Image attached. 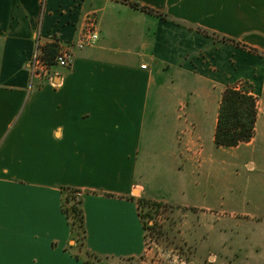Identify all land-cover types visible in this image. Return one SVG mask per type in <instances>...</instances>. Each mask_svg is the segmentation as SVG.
Here are the masks:
<instances>
[{"label": "crops", "instance_id": "crops-1", "mask_svg": "<svg viewBox=\"0 0 264 264\" xmlns=\"http://www.w3.org/2000/svg\"><path fill=\"white\" fill-rule=\"evenodd\" d=\"M92 29L99 41L74 49L70 70L32 80L37 43ZM239 82L258 97L256 135L217 147L223 93ZM65 189L81 194L82 244ZM143 198L214 211L215 260L264 264V0H0V260L137 259Z\"/></svg>", "mask_w": 264, "mask_h": 264}, {"label": "rangeland", "instance_id": "rangeland-1", "mask_svg": "<svg viewBox=\"0 0 264 264\" xmlns=\"http://www.w3.org/2000/svg\"><path fill=\"white\" fill-rule=\"evenodd\" d=\"M240 83L242 82L237 84ZM76 196L81 198L80 193ZM226 197L227 195L223 200L226 201ZM141 201L140 211L148 226L144 255L134 260H118L107 264H229L227 260L223 262L219 257L216 261L209 245L206 244L210 225L215 219L214 211L162 205L144 198ZM72 204H67V207ZM245 209L252 210L249 207ZM215 210L221 215L225 213V217L221 219L226 222L234 209L224 205ZM217 230L223 232L225 229L218 227ZM87 257L91 262H98L89 254Z\"/></svg>", "mask_w": 264, "mask_h": 264}, {"label": "trees", "instance_id": "trees-1", "mask_svg": "<svg viewBox=\"0 0 264 264\" xmlns=\"http://www.w3.org/2000/svg\"><path fill=\"white\" fill-rule=\"evenodd\" d=\"M133 7L141 9L144 12L155 14L163 19H167L166 15L158 13L147 7H142L139 4L132 3ZM210 34L207 31H203ZM224 42L233 43L237 46H246L238 43L235 40L226 37H220ZM257 52L255 50H252ZM45 52L50 59H53L58 52V45L49 44L45 46ZM259 116L258 97L254 93L253 86L249 83L242 82L228 87L223 93L218 115V122L215 131V144L217 147L235 148L243 143H248L256 135V126ZM64 212L67 215L72 231L75 234V240L83 243L85 240V218L82 209V199L76 195L79 193L75 189H65ZM74 202V203H73ZM73 203V204H72ZM139 203H142L139 200ZM67 204H72L67 207ZM140 216L143 221V215L140 211ZM144 227L147 230L148 226L143 221ZM127 260V259H123ZM134 260V259H128ZM88 263H91L88 261Z\"/></svg>", "mask_w": 264, "mask_h": 264}, {"label": "built area", "instance_id": "built-area-1", "mask_svg": "<svg viewBox=\"0 0 264 264\" xmlns=\"http://www.w3.org/2000/svg\"><path fill=\"white\" fill-rule=\"evenodd\" d=\"M99 34L94 29L83 34L79 41L74 45H58V52L53 59H50L46 52L45 46L37 43L35 51L29 63V70L32 80L39 81L43 84L45 81H49L51 84L54 83L56 69L70 70L73 63V50L74 49H85L93 47L99 41ZM142 69H147L146 65L142 66Z\"/></svg>", "mask_w": 264, "mask_h": 264}, {"label": "snow or ice", "instance_id": "snow-or-ice-1", "mask_svg": "<svg viewBox=\"0 0 264 264\" xmlns=\"http://www.w3.org/2000/svg\"><path fill=\"white\" fill-rule=\"evenodd\" d=\"M0 242H2V234H0ZM0 264H4V262L2 260H0ZM41 264H51V262L41 261Z\"/></svg>", "mask_w": 264, "mask_h": 264}]
</instances>
